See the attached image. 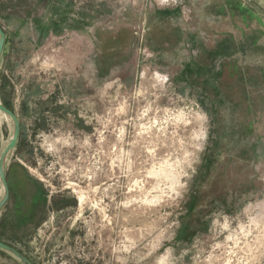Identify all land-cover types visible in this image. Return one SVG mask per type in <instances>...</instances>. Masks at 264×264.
<instances>
[{
	"label": "rangeland",
	"instance_id": "1",
	"mask_svg": "<svg viewBox=\"0 0 264 264\" xmlns=\"http://www.w3.org/2000/svg\"><path fill=\"white\" fill-rule=\"evenodd\" d=\"M0 27V100L20 123L2 242L33 264H264L263 15L0 0ZM11 130L0 113V152Z\"/></svg>",
	"mask_w": 264,
	"mask_h": 264
},
{
	"label": "water",
	"instance_id": "2",
	"mask_svg": "<svg viewBox=\"0 0 264 264\" xmlns=\"http://www.w3.org/2000/svg\"><path fill=\"white\" fill-rule=\"evenodd\" d=\"M243 1L264 16V11L260 9L256 4H254L251 0H243ZM4 43H5V32L0 27V59L3 53ZM0 113L8 117L12 123L11 135L8 139L7 144L0 152V185L2 189V194L0 196V212H1V210L5 207L9 199V188L6 181V165L10 152L15 150L17 147L18 137L20 132V123L15 113L9 108L5 107L1 102V100H0ZM0 250L13 256L21 264H33L30 261V259L26 257L24 254H22L20 251H18L17 249H15L10 245H7L1 240H0Z\"/></svg>",
	"mask_w": 264,
	"mask_h": 264
},
{
	"label": "trees",
	"instance_id": "3",
	"mask_svg": "<svg viewBox=\"0 0 264 264\" xmlns=\"http://www.w3.org/2000/svg\"><path fill=\"white\" fill-rule=\"evenodd\" d=\"M252 39H253V37H252ZM226 42L228 43V44H233L232 43V41H231V39H229V38H227V40H226ZM225 42V39H223L219 44H218V46L216 47V50H214V52H212L213 53V55L214 56H218V55H221L222 53H223V50H222V44H227ZM245 44V47L247 46V44H248V42H246V43H244ZM239 48L241 49V48H243V44H240V46H239ZM3 103V102H2ZM3 105L5 106V104L3 103ZM6 107V106H5ZM8 108V107H7Z\"/></svg>",
	"mask_w": 264,
	"mask_h": 264
},
{
	"label": "bare ground",
	"instance_id": "4",
	"mask_svg": "<svg viewBox=\"0 0 264 264\" xmlns=\"http://www.w3.org/2000/svg\"><path fill=\"white\" fill-rule=\"evenodd\" d=\"M82 200H83V196L82 195H79V204H81L82 203Z\"/></svg>",
	"mask_w": 264,
	"mask_h": 264
},
{
	"label": "crops",
	"instance_id": "5",
	"mask_svg": "<svg viewBox=\"0 0 264 264\" xmlns=\"http://www.w3.org/2000/svg\"><path fill=\"white\" fill-rule=\"evenodd\" d=\"M241 44H244V42H242ZM247 47V46H246ZM1 194H2V192H1ZM1 196V195H0Z\"/></svg>",
	"mask_w": 264,
	"mask_h": 264
}]
</instances>
